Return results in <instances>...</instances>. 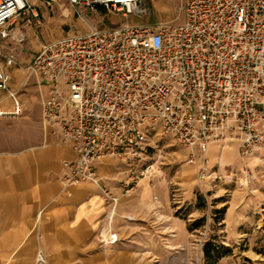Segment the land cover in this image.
<instances>
[{
	"label": "built area",
	"instance_id": "1",
	"mask_svg": "<svg viewBox=\"0 0 264 264\" xmlns=\"http://www.w3.org/2000/svg\"><path fill=\"white\" fill-rule=\"evenodd\" d=\"M60 1L0 0V92L12 100L8 114L23 113L11 88L12 45L23 38L12 26L19 17L40 24L38 3ZM67 1L87 30L43 43L26 66L38 78L43 129L75 153L63 161L65 186L96 185L112 216L119 196L98 164L111 158L130 169L125 193L154 177L162 169L150 153L156 126L188 149V162L199 160L202 180L213 144L237 143L242 156L260 155L264 164V0H184L180 22L120 27H102L92 16L141 17L147 0ZM105 233L107 247L115 236ZM36 264H47L42 249Z\"/></svg>",
	"mask_w": 264,
	"mask_h": 264
},
{
	"label": "crops",
	"instance_id": "2",
	"mask_svg": "<svg viewBox=\"0 0 264 264\" xmlns=\"http://www.w3.org/2000/svg\"><path fill=\"white\" fill-rule=\"evenodd\" d=\"M39 114L21 142L0 145V264H36L40 249L47 264H151L165 253L164 240L178 245L187 228L170 207L168 169L141 178L125 193L130 169L111 158L101 161L99 174L119 196L111 216L96 185L63 184V161L74 159V150L45 132L41 108ZM238 152L237 143L210 145L207 174L211 159L228 163ZM241 158L233 160L236 167ZM188 163L199 177V160ZM106 231L115 239L104 247Z\"/></svg>",
	"mask_w": 264,
	"mask_h": 264
},
{
	"label": "rangeland",
	"instance_id": "3",
	"mask_svg": "<svg viewBox=\"0 0 264 264\" xmlns=\"http://www.w3.org/2000/svg\"><path fill=\"white\" fill-rule=\"evenodd\" d=\"M38 5L42 13L40 24L19 17L12 26L23 38L12 45L17 64L11 65V88L16 90L23 104V113L0 116V145L21 142L22 135L29 134L31 125L39 118L38 78L26 66L42 44L88 28L67 0L52 6L42 2ZM147 8V13L141 17L106 12L92 18L102 27L184 19V0H147ZM0 106L3 109L13 106L7 91L0 92ZM150 141L154 145L150 153L158 159L162 169L169 171L170 207L187 228L178 245L164 240L165 253L159 255L160 260L153 258L151 264H264V164L260 155L243 159L241 153H236L231 159L235 161L240 157L243 164L239 167L233 160L222 163L220 159H211L210 175L202 180L197 168L188 163V149L171 135H161L156 126L151 131ZM221 151L222 148H218V156ZM191 168L195 170L188 171ZM244 170L253 172L256 179H247L242 173ZM208 241L220 246L226 254L207 260L203 248Z\"/></svg>",
	"mask_w": 264,
	"mask_h": 264
},
{
	"label": "trees",
	"instance_id": "4",
	"mask_svg": "<svg viewBox=\"0 0 264 264\" xmlns=\"http://www.w3.org/2000/svg\"><path fill=\"white\" fill-rule=\"evenodd\" d=\"M204 253L207 258V260H212V259H217L220 256L226 254L221 251V247L218 246L217 244H214L210 241L206 242L204 245Z\"/></svg>",
	"mask_w": 264,
	"mask_h": 264
},
{
	"label": "bare ground",
	"instance_id": "5",
	"mask_svg": "<svg viewBox=\"0 0 264 264\" xmlns=\"http://www.w3.org/2000/svg\"><path fill=\"white\" fill-rule=\"evenodd\" d=\"M1 109L3 110V113H11L12 111V108H9V109H3V107H1Z\"/></svg>",
	"mask_w": 264,
	"mask_h": 264
}]
</instances>
